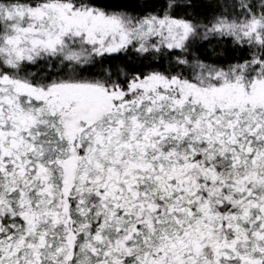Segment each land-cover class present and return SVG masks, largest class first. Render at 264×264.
Segmentation results:
<instances>
[{"label":"snow or ice","instance_id":"6c2138e0","mask_svg":"<svg viewBox=\"0 0 264 264\" xmlns=\"http://www.w3.org/2000/svg\"><path fill=\"white\" fill-rule=\"evenodd\" d=\"M0 264H264V0H0Z\"/></svg>","mask_w":264,"mask_h":264}]
</instances>
